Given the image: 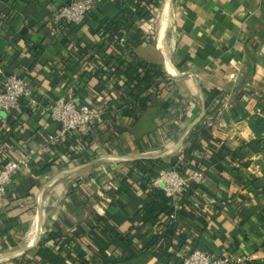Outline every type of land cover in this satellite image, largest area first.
<instances>
[{
    "label": "crops",
    "instance_id": "0c3cea01",
    "mask_svg": "<svg viewBox=\"0 0 264 264\" xmlns=\"http://www.w3.org/2000/svg\"><path fill=\"white\" fill-rule=\"evenodd\" d=\"M68 1L0 0V68L6 75L25 79L38 100L30 107L27 99H22L14 110L0 112V167L22 148L34 152L31 165L13 176L0 201V257L14 253L10 246L33 229L40 205L43 230L42 213L49 203L56 209L45 225L46 233L58 224L69 236H76L84 255L98 249L95 236L101 244L107 243V257L118 258L122 251L92 228L110 206L108 192H117L132 165L182 153L188 136L207 119L213 136L232 150L242 141L253 143L260 135L264 137V0H170L161 39L160 27L154 30L152 26L153 5L148 4L142 13L135 11L133 0L106 1L81 24H56L53 16ZM147 15L150 17L145 19ZM106 28L115 31L117 48L105 41L109 37ZM129 44L135 48L134 55H120L117 49ZM122 58L159 66L173 86L163 90L136 122L124 118L118 108H128L129 98L124 100L123 92L114 91L115 98L108 105L115 119L103 123L100 105L103 96L109 97L107 91L96 94L95 71ZM3 81L0 76V88ZM105 88L111 90L108 83ZM69 89L76 102L99 114V122L90 132L93 143L83 160H72L68 154L45 146L58 125L44 108L66 96ZM206 93H219V97L206 105ZM171 98L178 104L165 111L163 107ZM174 107L181 110L176 118ZM244 153L249 161L246 167L226 161L203 172L195 192L200 200H188L197 208L196 219L186 213L182 217L185 210H174L169 203L162 205L163 214L155 227H140L142 217L135 214L147 201L143 195L130 203L121 198V206L113 205L112 215L121 220L123 230L132 228L138 250L159 232L166 238L168 257L158 261L150 252H135V258L125 264H182L195 249L248 260L243 264H264V152ZM67 171L90 179V185L97 182L93 187L99 195L91 193L82 202L69 183L68 188L52 190L62 178L53 179ZM108 178L117 184L116 190H107L104 183ZM253 178L260 179L258 186L253 185ZM48 191L57 200L47 199V203ZM28 242L18 257L0 264H28L25 255L39 243L30 248Z\"/></svg>",
    "mask_w": 264,
    "mask_h": 264
},
{
    "label": "trees",
    "instance_id": "16d2710c",
    "mask_svg": "<svg viewBox=\"0 0 264 264\" xmlns=\"http://www.w3.org/2000/svg\"><path fill=\"white\" fill-rule=\"evenodd\" d=\"M72 1L74 0H70L68 3ZM132 2L135 5V11L139 12L142 11V9H146L148 4L153 5L155 8V2H157V0H133ZM142 13L144 12L142 11ZM149 17L150 15H147L145 19ZM106 30L109 37L105 41L110 45L114 43L117 48L115 31L108 28H106ZM134 49L133 44H129L123 49L117 50L122 56L128 54L132 57L134 55ZM94 76L97 79V84L94 88L96 94L101 95L103 91H107V96L109 97L108 99L103 96L100 105L103 110L100 120L103 123H107L109 119L111 121L115 119L114 110L110 106L111 100L115 98L114 91L123 92L125 96L124 100L129 98L130 103L127 106L128 108H124V106L121 105H118V108L122 110L124 118L129 119L131 122H136L143 111L153 103L154 99L162 94L163 90H169L173 86L171 80L159 66L148 64L141 60L122 58L120 60H114L112 63H105L104 67L95 71ZM106 83L110 85L111 90L108 91L105 88ZM218 97L219 93L212 96L206 93V105L214 98ZM239 97H242V95H239ZM173 98H177L176 94H173ZM109 103L110 105H108ZM98 104H100V102H98ZM177 104L178 102L171 98L170 102H166L163 109L166 111L169 106H176ZM172 112L173 116L176 118L178 113L181 112L180 107H174ZM94 126L95 125L92 126V129ZM90 134L91 133L82 138L77 134H71L58 147L59 153H61V155L68 154L72 160H83L82 157L86 155L87 148L93 143ZM71 144L73 146L72 150L69 149ZM244 151H249L251 153L264 152V137L260 135L253 143L242 141L238 149L232 150L225 142L213 136V128L210 126V122L203 121V124H201L194 133L188 136L186 148L182 153L167 158L137 161L130 167L129 174L120 180L117 192H108L112 199L110 206L107 207L103 215L95 219V227L92 229H96L102 233L109 244L120 249L122 251L120 257L113 259L107 257V243L105 245L104 243L101 244V241L97 240L95 236H93V241H95V243L97 242L98 249H91L88 255H84L79 251L80 242L75 238L76 236L74 234L69 236L62 231L58 224H54L53 229L42 236L38 244L36 243L37 246L35 247V244L31 247H35L32 253H27L25 255L27 263L67 264L70 262V264H125L131 262L135 258V252H150L153 257L161 261L164 257L169 256L167 249H164V240L166 239L164 233L159 232L144 247L138 250L134 244L132 228H128L126 231L122 229L123 223H121V220L112 215V206H121L123 203L121 198L127 199V202L129 201L130 203L132 200L140 199V196L143 195L147 201L137 209L135 216L140 215L142 217L140 227L148 224L155 227L159 222L160 215L163 214L162 205L169 204L168 198H166L162 192L153 190L150 186L151 180L156 176L158 171L172 169L178 171L182 175L188 176L191 171L211 172L209 170L210 167L217 166V164L226 161H230L238 167H246L249 161ZM132 176L135 177L133 181L130 179ZM252 182L254 186H258L256 183H259L260 179L253 178ZM197 188L198 185L191 183L182 195L180 205L182 209L185 210V212L181 214L182 217L188 214L189 217L196 219L195 212L197 208L188 200L191 197L197 201L200 200L195 194ZM72 190L76 195L75 197L82 202L86 201L89 197L85 193L77 194L75 189ZM116 197L120 199L115 201L114 199ZM198 220L205 225L204 220ZM10 247H14V245Z\"/></svg>",
    "mask_w": 264,
    "mask_h": 264
},
{
    "label": "built area",
    "instance_id": "2783aa9c",
    "mask_svg": "<svg viewBox=\"0 0 264 264\" xmlns=\"http://www.w3.org/2000/svg\"><path fill=\"white\" fill-rule=\"evenodd\" d=\"M106 1L112 2L114 0H74L58 11L53 16V21L56 24L66 26L81 24L87 15ZM0 76L4 79L0 88V112L14 110L22 99H27L30 107L37 105L38 100L32 96L25 79L6 75L2 68H0ZM44 110L50 119L58 125V131L49 135L45 140V146L52 147L53 150L58 149L71 134H77L80 138L88 135L92 126L99 122L97 111L87 104L76 102L73 99L71 89L68 90L66 96L55 100ZM210 126H212L211 123ZM33 155V150L22 148L13 160L5 162L0 167V201L6 195L13 176L31 165ZM202 176L203 172L199 171H191L188 176H185L176 170L164 169L158 171L151 180L150 186L153 190L162 192L174 210L180 211L182 209L180 205L182 195L191 183L200 184ZM104 185L107 190H116L118 187L111 178L106 179ZM246 261L248 260L235 259L229 256L217 257L195 249L184 258L182 264H243Z\"/></svg>",
    "mask_w": 264,
    "mask_h": 264
},
{
    "label": "rangeland",
    "instance_id": "374dc122",
    "mask_svg": "<svg viewBox=\"0 0 264 264\" xmlns=\"http://www.w3.org/2000/svg\"><path fill=\"white\" fill-rule=\"evenodd\" d=\"M166 2V0H157V2H155L156 3V5H155V8H154V19H153V21H152V26H153V29L155 30H158V26H160V21H161V16L160 15H162V10H163V6H164V3ZM160 17V18H159ZM159 24V25H158ZM63 173V172H62ZM79 173L77 172V173H72V174H66V175H64L63 177H62V179H60V181H58L57 183H56V185H55V187L54 186H52L51 187V189L52 190H56V188H61V189H63L64 187H66V188H68V183L70 184V186H71V188L72 189H75L76 190V193L77 194H88V196L90 197V195H91V193L93 194H98V192H97V189L95 188V187H93L94 185H95V183H97V182H92V184H94V185H90L89 183H90V179H86L85 177H79V175H78ZM60 175V174H59ZM59 175H57L56 177H58ZM55 177V178H56ZM54 178V179H55ZM53 179V180H54ZM112 182H113V180H112ZM58 184V185H57ZM97 187V186H96ZM51 191H48V193H47V195H49V198L47 197V195H46V197H45V200H52L53 201V198L54 199H56L55 197H53V195H50L51 193H53V192H51ZM99 195V194H98ZM76 196V195H75ZM62 196H60V198H61ZM57 198H59V196L57 197ZM59 198V199H60ZM57 200V199H56ZM47 202V201H46ZM48 203V202H47ZM57 204V203H56ZM48 206H47V209H45V211H44V213H43V215H42V224H43V230L41 231L42 233H41V236L43 235L44 236V234H46V228H45V225H47L48 224V222L51 220V215L54 213V211H55V209H56V207L54 206V207H52V205L51 204H47ZM32 231V228H29V230L27 231L28 233L25 235L24 234V236H22V239H20L19 241H18V244L16 245V244H14V249L13 250H15V251H17V250H19V249H21L22 247H24V245H26V241L25 240H28L29 239V235H30V233L29 232H31ZM27 236V237H26ZM27 238V239H26ZM25 241V242H24ZM12 250V251H13ZM14 252V251H13ZM17 256V255H16Z\"/></svg>",
    "mask_w": 264,
    "mask_h": 264
},
{
    "label": "bare ground",
    "instance_id": "6f19581e",
    "mask_svg": "<svg viewBox=\"0 0 264 264\" xmlns=\"http://www.w3.org/2000/svg\"><path fill=\"white\" fill-rule=\"evenodd\" d=\"M169 1L170 0H166V2L164 3V6H163V10L161 11L162 12V15H160L161 16V21H160V26H158V27H160V39H161V37H162V34H163V32H164V29H165V26H166V22H167V20H168V17H169ZM173 10V9H172ZM160 18V17H159ZM171 19H172V17H171ZM159 25V24H158ZM170 25V24H169ZM167 30V29H166ZM166 32V31H165ZM166 43V42H165ZM159 45H161V44H159ZM161 47H162V45H161ZM160 47V48H161ZM165 47V46H164ZM173 50V49H172ZM167 64V63H166ZM99 160V159H98ZM97 162V161H96ZM91 165V164H90ZM74 169H76V168H74ZM78 169V168H77ZM66 171V170H65ZM76 172V171H75ZM74 173V172H73ZM66 174H69V172L67 171V172H63V173H61L58 177H56L53 181H56L57 179H60V178H62L64 175H66ZM55 187V186H54ZM47 195V194H46ZM44 197V196H43ZM47 201V200H46ZM42 205H40V207H39V210H38V213H37V216H36V218H35V222H34V225H33V229H32V231L31 232H29L30 233V237H29V242H28V244H27V246H29L30 248L33 246V245H35L37 242H39L38 240L40 239V234L42 233L41 232V225H40V218H41V212H42ZM43 214V213H42ZM42 224V223H41ZM42 226H43V224H42ZM28 233V232H27ZM27 237V236H26ZM27 239V238H26ZM26 242H27V240H25ZM24 241V242H25ZM24 249V247L22 248V249H20L19 251H15V250H13L14 251V253H12V254H7V255H4V256H2V257H0V261H2V260H7L9 257H11V256H14V255H16V254H18L19 252H21L22 250ZM25 250V249H24ZM24 253V252H23ZM22 253V254H23ZM18 257V256H17ZM14 259V258H13Z\"/></svg>",
    "mask_w": 264,
    "mask_h": 264
},
{
    "label": "water",
    "instance_id": "95a60500",
    "mask_svg": "<svg viewBox=\"0 0 264 264\" xmlns=\"http://www.w3.org/2000/svg\"><path fill=\"white\" fill-rule=\"evenodd\" d=\"M39 241V240H38Z\"/></svg>",
    "mask_w": 264,
    "mask_h": 264
}]
</instances>
